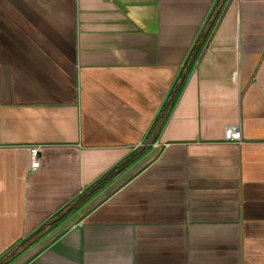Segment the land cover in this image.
Here are the masks:
<instances>
[{"label": "crops", "instance_id": "1", "mask_svg": "<svg viewBox=\"0 0 264 264\" xmlns=\"http://www.w3.org/2000/svg\"><path fill=\"white\" fill-rule=\"evenodd\" d=\"M0 264H264V0H0Z\"/></svg>", "mask_w": 264, "mask_h": 264}, {"label": "built area", "instance_id": "2", "mask_svg": "<svg viewBox=\"0 0 264 264\" xmlns=\"http://www.w3.org/2000/svg\"><path fill=\"white\" fill-rule=\"evenodd\" d=\"M224 140L234 143L241 142V132L239 125H229L224 129ZM40 145L30 147L31 169H36L39 165L38 154L40 153Z\"/></svg>", "mask_w": 264, "mask_h": 264}, {"label": "trees", "instance_id": "3", "mask_svg": "<svg viewBox=\"0 0 264 264\" xmlns=\"http://www.w3.org/2000/svg\"><path fill=\"white\" fill-rule=\"evenodd\" d=\"M112 174V173H111ZM108 178V177H107Z\"/></svg>", "mask_w": 264, "mask_h": 264}]
</instances>
